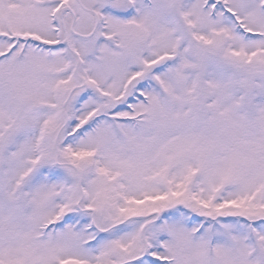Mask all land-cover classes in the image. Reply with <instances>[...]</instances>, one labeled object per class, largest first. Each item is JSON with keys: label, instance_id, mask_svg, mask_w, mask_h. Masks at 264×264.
<instances>
[{"label": "snow or ice", "instance_id": "snow-or-ice-1", "mask_svg": "<svg viewBox=\"0 0 264 264\" xmlns=\"http://www.w3.org/2000/svg\"><path fill=\"white\" fill-rule=\"evenodd\" d=\"M0 264H264V0H0Z\"/></svg>", "mask_w": 264, "mask_h": 264}]
</instances>
